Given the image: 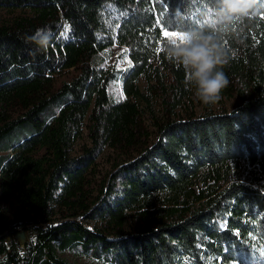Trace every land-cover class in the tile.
I'll return each instance as SVG.
<instances>
[{"label": "trees", "instance_id": "1", "mask_svg": "<svg viewBox=\"0 0 264 264\" xmlns=\"http://www.w3.org/2000/svg\"><path fill=\"white\" fill-rule=\"evenodd\" d=\"M188 2L0 0L21 11L0 21V264H264V14L225 38L215 112L163 51Z\"/></svg>", "mask_w": 264, "mask_h": 264}, {"label": "clouds", "instance_id": "2", "mask_svg": "<svg viewBox=\"0 0 264 264\" xmlns=\"http://www.w3.org/2000/svg\"><path fill=\"white\" fill-rule=\"evenodd\" d=\"M260 14H264V0H189L185 13L177 11L175 31L183 39L168 40L163 51L168 60L183 67L186 83L194 86L204 105L219 102L229 85L223 66L235 52L225 46V38L232 34L234 25ZM185 20L190 23L185 24ZM29 39L38 50L46 51L50 34L38 29Z\"/></svg>", "mask_w": 264, "mask_h": 264}, {"label": "rangeland", "instance_id": "3", "mask_svg": "<svg viewBox=\"0 0 264 264\" xmlns=\"http://www.w3.org/2000/svg\"><path fill=\"white\" fill-rule=\"evenodd\" d=\"M21 11L20 10H14L12 12H8L6 10H0V21L6 19L7 18H11L13 16H16L18 14H20ZM167 38V41L170 40L171 38L170 37H166ZM108 50L111 51L112 53V59L111 60H107L106 63H105V67H108L110 65H112L113 61L115 59H117V56L118 54L121 52V49L119 47H117L116 45L112 46L111 48H108ZM126 62H121V65L122 66H126ZM145 86V84L140 81L139 82V87L141 89H143ZM109 95H110V99L112 102H117L119 99H122L124 98V96L121 94L120 92V88H119V85H116V84H112L109 88ZM154 101L156 102L155 103V107H156V111L159 110V104L157 102L156 99H154ZM235 100H226V99H222L221 101V105L219 106H214L213 107V111L215 112H219L220 110L222 111H226V112H229L231 111L234 107H235ZM143 107V106H141ZM195 111H196V114L199 115L200 114V107L199 106H196L195 107ZM147 124H149L147 122ZM87 142V138L86 136L82 137L81 139H79L73 146V154L75 153V155L79 152L80 148L82 147V145L86 144ZM111 153V150L110 149H106V151H104L103 154H101L97 160H96V163H95V170H96V173L99 172L101 173L102 171H106L109 166H110V163H109V154ZM98 177V176H97ZM86 226L89 228V229H92L93 228V223H86ZM13 239V241L15 242V244L18 246V248H23V246L25 244H28L31 242L32 240V235H31V231L27 230H17L16 232H13V235L12 237H7L6 241L7 242H11ZM82 264H91L90 262L86 261L85 259H81Z\"/></svg>", "mask_w": 264, "mask_h": 264}, {"label": "snow or ice", "instance_id": "4", "mask_svg": "<svg viewBox=\"0 0 264 264\" xmlns=\"http://www.w3.org/2000/svg\"><path fill=\"white\" fill-rule=\"evenodd\" d=\"M68 29L66 28L65 29V34L67 33ZM163 35L165 37H170L171 39H179V40H182L183 39V36L180 32H177V31H164Z\"/></svg>", "mask_w": 264, "mask_h": 264}]
</instances>
